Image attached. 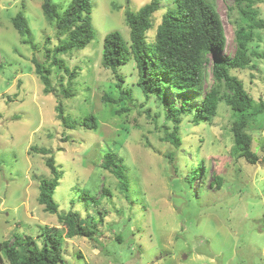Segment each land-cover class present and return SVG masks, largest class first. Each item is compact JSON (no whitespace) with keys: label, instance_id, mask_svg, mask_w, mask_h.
<instances>
[{"label":"rangeland","instance_id":"obj_1","mask_svg":"<svg viewBox=\"0 0 264 264\" xmlns=\"http://www.w3.org/2000/svg\"><path fill=\"white\" fill-rule=\"evenodd\" d=\"M44 1L0 0V243L17 234L33 237L42 247L49 227L60 229L65 264H264V117L251 131L259 158L256 165L234 157L230 128L235 117L225 103L219 105L212 122L194 125L190 110L214 82L209 63L200 95L169 94L170 104L178 109L184 97L189 99V110L179 117L182 146L176 149L162 140L164 125L172 132L176 123L155 94L145 96L135 85V61L120 68L122 86L103 66L105 37L119 32L129 43L126 10L138 12L152 0H90L94 39L60 56L76 72L74 96H63L69 76L54 66L53 90L46 95L33 59L49 67L47 51L53 54L67 37L58 36L55 25L44 16ZM49 1L63 10L71 2ZM213 1L227 38L222 56L232 58L237 49L235 30L243 25V18L234 0ZM159 2L147 34L151 44L163 15L175 4L174 0ZM254 9L264 20V0L257 1ZM19 12L28 22L25 36L13 26ZM249 50L264 54V30L255 31ZM231 73L243 82L255 104L264 101V59L253 57L248 69ZM128 89L133 92L132 103L120 101L121 92ZM105 96L115 102L104 101ZM59 103L76 128H66L59 119ZM88 114L95 116L97 129L83 127ZM33 147L47 149L50 155L37 154ZM109 151L117 153L127 168L128 197L121 183L103 168V156ZM170 154H175L174 165L167 157ZM49 157L62 174L54 193L59 205L56 215L46 213L38 201L40 180L52 178L46 165ZM204 161V177L190 184L192 171ZM216 177L224 180L221 189L212 185ZM83 190L98 204L85 200ZM71 211L96 228L94 240L66 239L58 216Z\"/></svg>","mask_w":264,"mask_h":264},{"label":"trees","instance_id":"obj_2","mask_svg":"<svg viewBox=\"0 0 264 264\" xmlns=\"http://www.w3.org/2000/svg\"><path fill=\"white\" fill-rule=\"evenodd\" d=\"M257 1L259 0H234L235 7L243 18V25L237 26L235 30L237 49L232 58L222 56L227 38L213 0H174V7L167 10L157 27L153 44L148 42L147 34L152 28L153 14L160 8L159 0H152L138 12L126 10V21L130 28L129 43L119 32H112L105 37L103 66L113 72L119 86H122L125 80L120 74V68L132 59L135 61L138 72L135 85L145 96L150 93L155 94L157 100L168 109L169 115L176 123L172 132H169L168 127L164 125L166 134L162 138L176 149L182 146L179 117L189 110L186 108L189 99L184 97V103L178 109L174 104H170L169 94L174 92L179 95L186 93L200 95L203 92L204 82L207 80L206 66L211 63L214 82L204 94L202 101L190 110L194 115L193 123L198 126L202 122H212L217 115L219 105L225 103L232 109L235 117L230 128L235 144L234 157L244 159L251 165L258 163V155L253 150L254 137L251 131L263 122L264 101L255 104L243 82L231 73L248 69L253 57L264 59V54L249 50L255 31L264 30V20L258 18L259 13L254 9ZM42 10L46 19L55 25L57 35L66 36L67 40L59 45L53 54L47 51L49 67L34 58L35 72L44 85L45 94L49 95L53 90L50 81L51 67L64 71L69 77L67 87L63 89L62 94L66 99H70L74 96L73 92L76 89L74 83L76 72L70 70L60 56L68 54L75 48H84L94 39L91 1L71 0L68 7L63 10L59 5L45 0ZM12 22L21 36L28 34V22L23 12H19ZM25 42L29 43V40ZM121 94L120 101L125 99L132 103V90L122 91ZM104 101L115 102L109 96H105ZM56 110L66 128H76L71 118L65 115L62 103H59ZM82 125L88 130L97 129L95 116L86 115ZM33 150L37 154L50 155L47 149L33 147ZM167 157L174 165L175 154ZM103 161V168L121 183L122 192L128 197L129 180L123 159L117 153L109 151L104 154ZM46 165L50 169L52 178L40 180L38 201L44 206L46 213L56 215L59 205L54 200V193L62 179V174L55 166L53 157L47 159ZM192 172L193 175L189 178L190 184H193L197 177L201 179L204 177L205 161L195 172ZM212 185L221 189L224 180L216 177ZM105 193H108V190H105ZM81 196L94 205L98 204L95 196L87 190H83ZM58 219L59 225L65 230L66 239L82 237L94 240L97 235L96 228L84 224L77 212L71 211L59 215ZM118 241L122 242L121 239ZM3 261L9 264H65L64 239L60 229L46 227L42 247L36 245L33 237L17 234L13 240L1 242L0 262Z\"/></svg>","mask_w":264,"mask_h":264}]
</instances>
